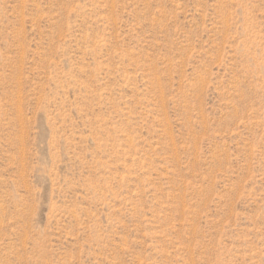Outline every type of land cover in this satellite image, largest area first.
Segmentation results:
<instances>
[{
	"label": "rangeland",
	"instance_id": "1",
	"mask_svg": "<svg viewBox=\"0 0 264 264\" xmlns=\"http://www.w3.org/2000/svg\"><path fill=\"white\" fill-rule=\"evenodd\" d=\"M0 264H264V0H0Z\"/></svg>",
	"mask_w": 264,
	"mask_h": 264
}]
</instances>
